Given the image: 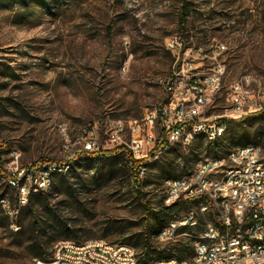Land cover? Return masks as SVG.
<instances>
[{"label":"rangeland","instance_id":"obj_1","mask_svg":"<svg viewBox=\"0 0 264 264\" xmlns=\"http://www.w3.org/2000/svg\"><path fill=\"white\" fill-rule=\"evenodd\" d=\"M188 1V21L182 28L183 0H0V191L19 210L8 216L0 207V264H37L38 232L44 256L53 255L61 241L91 239L127 244L137 253L126 240L141 229L142 203L163 217L156 206L165 194L164 180L189 176L199 162L215 158L205 150L211 141L202 137L186 148L173 145L148 161L145 189L136 191L120 145L104 158L78 154L71 158V172L56 175L47 190L68 232L49 220L44 204L19 207L17 190L7 182L17 166L62 160L77 152L76 137L88 124L96 123L104 138L111 120L139 118L163 103V83L175 64L166 47L172 35L206 52L211 43L227 46L224 86L210 114L223 112L231 81L250 74L256 88L264 87V0ZM60 125L67 127L66 134ZM228 136L236 144L218 157L248 141L264 150V116L234 126L223 137ZM202 203L193 202L180 214L193 212L198 225L181 226L172 241L157 237L171 224L164 216L168 223L151 235L153 244L171 253L188 244L194 254V242L212 221Z\"/></svg>","mask_w":264,"mask_h":264},{"label":"built area","instance_id":"obj_2","mask_svg":"<svg viewBox=\"0 0 264 264\" xmlns=\"http://www.w3.org/2000/svg\"><path fill=\"white\" fill-rule=\"evenodd\" d=\"M166 47L175 57L173 72L163 83L166 100L147 109L139 118L111 120L104 138L99 136L96 123L88 124L76 137L77 152L62 160L17 166L8 176V182L16 183L19 207L28 203L32 187H41L42 180L56 177L50 176L52 166L67 165L71 158L85 152L105 154L115 145H120L119 151L126 155L137 191H143L146 163L158 159L163 149L171 145L186 148L196 131H222L226 123L221 119L238 120L264 109V87L256 88L254 76L245 74L230 82L223 112L209 113L224 86L225 43H211L214 55H207L201 45L187 46L181 37L172 35L167 38ZM60 128L66 134L67 127L60 125ZM66 140L69 142L68 136ZM221 169H228V186H221L218 178ZM203 178H212V185L203 186ZM212 191H219V199H226L224 215H217V206L211 204ZM165 192L169 205L184 199L200 200L204 211L212 216L208 231H201L202 240L194 242L197 255L171 259L166 264H264L263 148L234 149L224 161L206 158L202 168L194 169L191 175L167 180ZM0 207L8 216L19 211L6 205L4 200L0 201ZM176 224L198 225V218L189 212L172 220L167 233L160 236L161 241L175 239ZM249 239H257V246L248 247ZM135 257V251L117 249V244L103 239L81 243L61 241L51 259L37 260V264H135Z\"/></svg>","mask_w":264,"mask_h":264},{"label":"trees","instance_id":"obj_3","mask_svg":"<svg viewBox=\"0 0 264 264\" xmlns=\"http://www.w3.org/2000/svg\"><path fill=\"white\" fill-rule=\"evenodd\" d=\"M189 1L188 0H183V5L181 8V13H180V25L181 27L185 28L187 25L188 21V14H189ZM264 116V109L261 111L245 116L241 119H221V122L226 123V132L229 133V130L233 128L234 126L238 124H242L249 120L251 117L254 116ZM225 135V134H224ZM223 135V136H224ZM220 137L219 139L208 142V144L205 146V150L209 155H213L214 157H218L220 151L224 148H228L235 146V140L231 137ZM251 142L248 141L246 144H250ZM242 145V146H244ZM118 149H110L105 152V154H98L97 156H90V157H97V158H104L109 155H112L114 153H117ZM228 153V152H227ZM188 163H189V158L185 157L184 158V169H188ZM61 177H65L64 175H59ZM54 185V183H53ZM50 192H37V193H31L28 198V203L29 204H44L47 216L49 217V220L55 221L59 226H57V229H60L63 232H68L70 231V228L67 226L65 222H63L60 218V214L57 210V208L51 207L50 204ZM142 201V200H141ZM200 201V200H191V199H184L180 200L169 207L165 208L163 211H158L161 214H163L167 220H175L178 219L180 214L187 209L191 207L193 202ZM142 203V202H141ZM144 206V216L142 217L140 221L141 229L138 232L133 233L132 235L127 238L126 243L132 245L135 247L137 251V256L138 260L141 263L149 264L153 261L164 259V258H171V257H176L178 259H184L192 256L193 251L189 250L190 247L188 244H183L181 246L176 247V252L171 253L167 252L166 248H160L159 246H156L153 244L151 241V235L156 234L164 224L168 223V221L164 218V216H159L155 210L149 206L146 203H142ZM3 212V211H2ZM181 217V216H180ZM167 221V222H166ZM46 227H44L45 229ZM36 231H38L35 228ZM74 238V236H72ZM36 245H37V252L36 255L39 256L41 260H49L51 259L52 255L48 254L47 256H44L43 254V248H42V235L41 233L38 232V236L35 238ZM188 253V255H186Z\"/></svg>","mask_w":264,"mask_h":264},{"label":"bare ground","instance_id":"obj_4","mask_svg":"<svg viewBox=\"0 0 264 264\" xmlns=\"http://www.w3.org/2000/svg\"><path fill=\"white\" fill-rule=\"evenodd\" d=\"M201 49H204V48L201 46ZM226 49H227V46H226ZM206 54L207 55H214V48L212 47L210 52L207 51ZM226 72H225V76H226ZM81 131H84V128ZM225 132H226V126H224V130L218 131V132H209L206 130H198L195 132V138L196 137H202V138L212 142V141H215V140L219 139L220 137H222L225 134ZM172 146L173 145L169 146L168 149H163V152H166ZM261 148L262 147L257 145V144H248V145L238 147L235 149H261ZM231 152H234V149L231 150L227 154H230ZM88 153L94 154V152H85V154H88ZM227 154L224 156H220V157L210 158V160H212V161H224ZM202 163H203V160L197 164L195 169L202 168ZM72 164H73V161L70 159L68 161L67 165L52 166L50 168V176L69 174L72 170V167H73ZM146 165H147V163H146ZM192 173H194V171ZM145 174H146V171H143V178L145 177ZM218 178H221V186H228V169H221L220 171H218ZM170 179H174V178H167L164 180V186L165 187L167 185V180H170ZM53 181H54V177L47 178V180H42L41 187H32L30 189V194L32 192H35V191H41V192L47 191L50 188ZM7 182H8V178H7ZM8 184H9V186H11L17 190L16 183L8 182ZM210 185H212V178H203V186H210ZM133 188L137 191L136 183H133ZM1 200H4L6 205L11 206L10 200L8 199L6 194H4L2 192H0V201ZM211 204L217 206V215H224L225 214V212H226V199H219V191H212L211 192ZM169 206H170L169 205V196H166V192H165L161 202L156 206V210L157 211H163L165 208H167ZM203 210H204V205H203ZM194 225L195 224H190L189 226H194ZM169 226H171V224ZM181 226H186V224H176L175 231L178 228H180ZM202 231H208V224H207V226H205V228ZM166 233H167V227H164L158 233L157 237L160 238V236H163ZM199 235L200 236H199L198 240H196V241L202 240V233L200 232ZM256 246H257V239H249L248 240V247H256ZM117 249L135 251L134 248H132L131 246H129L127 244H117ZM196 255H197V248H195L193 256H196ZM171 259H177V258H175V257L174 258H167V259L156 261L154 263L166 264V263H170ZM154 263H152V264H154ZM135 264H142L138 260L137 254L135 257Z\"/></svg>","mask_w":264,"mask_h":264}]
</instances>
